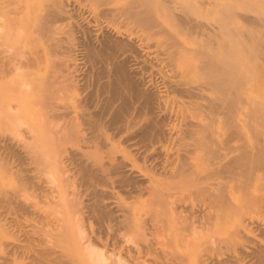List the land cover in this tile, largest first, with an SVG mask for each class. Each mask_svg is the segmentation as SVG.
Wrapping results in <instances>:
<instances>
[{
    "label": "rangeland",
    "instance_id": "1",
    "mask_svg": "<svg viewBox=\"0 0 264 264\" xmlns=\"http://www.w3.org/2000/svg\"><path fill=\"white\" fill-rule=\"evenodd\" d=\"M3 1H5V0H2V1L0 0V7H1L0 12H2L4 14V18H5L4 21L6 20V23H7L8 22V19L6 17L7 12H5L7 8L5 9V7H2V5L4 4ZM29 1H31V0H29ZM29 1H27V3H24V4H26V5H24L26 12L28 11L27 16H26V21H25L26 28L30 27L29 29H31L32 27H34L38 23H40V20L42 21L43 19L49 20V21L52 20L51 24H53L52 22L57 23V25L54 23L56 25L55 31L58 30L57 32L59 34V35H57V33L55 31H53V36H54L53 40L54 41L52 42V44L54 42H57V43H54L53 45L51 44V46H53V48L52 47L50 48V46H48V45H45V46L41 45V47L43 46L42 48H45L42 51L41 47L38 46V48H40L41 51L39 52V54H37V56L40 57L41 59L38 58L39 62H38V66L36 67L37 71L35 70L36 75H37L36 76L37 79L35 80V82L36 81H38L39 83L42 82V80H43L42 78L45 76L47 77V73H48V75H49V73L50 74L55 73L56 75L58 73H60L59 69L58 70L55 69V71L52 72L53 71L52 69L55 68V67L54 68H52V67L55 66V63L58 62L60 60V58H63L64 64L62 65V67L64 69L66 67L67 68H66V71L63 69V71H61V72L65 71V74L67 76L66 80H67V82L69 81L68 83L74 84L76 82L75 85L72 84V87L75 86L74 88H77L78 85H81L80 87L77 88V90L76 89L75 90L78 93H80L78 95L82 96V98H84V100H81V102L79 103L78 101H76L74 99V97L72 95H67V94H69V92H68V90L65 91V89L67 88L65 85V84H67V82L65 80L64 83H62L63 85L61 86V87H64V89L62 88L63 90L57 92L56 96H54L53 100H51L52 103L50 102L51 105L47 106V108H46V105L43 106V104L40 103L41 101L39 99H36V98H38L37 96L36 97L33 96L34 100L31 97L30 99H32V100H30V99H26L28 96L26 97L18 91H16V94H15V92H14L15 90L13 87V81L15 83L20 78L19 74H16V73L14 75H13V73L9 74L8 77L11 75L9 77L10 80L7 77V79H8V80L6 79L7 81L3 80L5 82H3V81H2L3 83L1 82L2 87H1L0 91H1L2 95L3 96H5V95L9 96V94H11V95L14 94L15 97L18 96V98H16V100H19V101L14 100L15 97H13L14 96L13 95L12 97L14 99L11 96L10 97H3L2 101L5 98H7L3 101V103H6L9 100H12V103L13 102L14 103L15 102L20 103L22 101V104H21L22 107L21 108L19 107V112H20V115H22V116H20L19 112H17L18 117H15L13 119V121H11L9 123H7V122H5V123L1 122L0 123V196L3 193V195L1 196V197H3L5 195L4 192L5 193L8 192L9 194L11 193L12 196H14L13 199L10 200V204L8 201H5L6 203L5 202L0 203V247H1L0 248V264H45V263L46 264H73V263L74 264H81V263L82 264H93L92 262L96 258L99 259V260L97 259L98 260L97 264H169V263L170 264H181V263L182 264H196L197 261L200 264L201 263L203 264V261L206 262V261H208L209 258H210L209 260L211 262H213V260H215L216 264H221V263L223 264V260H228V261H230V263L229 262H227V263L231 264L232 263L231 258H232V261H237V259L235 260V257H237V256L239 257V260L243 259L242 261H237L240 263L244 262L245 264L246 263H248V264H264V260H262L260 257H259L260 260H258L259 259L258 254H257L258 252H256V254H255L256 257H254V255L252 257V255L247 256L245 254V252L249 251V250H250V252H251V250H254V249H256V251L259 249L264 250V204L263 203L259 202L260 205L258 203H257V205L256 204H248V203L246 205V203L242 202V201L240 203V199L237 198L238 199V201H237L236 197H235L237 192L235 191V193H236L235 194L234 191H232V193H231L232 195L229 193L232 197L231 198L232 199V207L230 205L229 209H230V207L233 209H231L230 211L228 209V212H229V214H230V212H231V214L232 213L233 214L232 215L230 214L229 215L230 217H228L226 215H225V217H223L224 215H222V217H217V216H219L217 214H216L217 216L214 214V216L216 218L210 217L208 215L209 214V212H208L209 207L208 206H209V204H211L212 200L211 199L209 200V197L206 198L207 195H205L204 193L197 192V185L195 187H192L195 184L194 185L192 184L191 186H189V185L188 186H186V185L180 186V187H177V189L181 190L184 187L181 190V192H180V190L176 191V189H174V191H176V192H174L173 189L170 191L171 187L169 190L166 188L167 184H163L166 182L169 184V182H170V180H168V178L166 179V177L170 174V172H167V168H169V163H170V160L172 159L171 156H174V154H175L174 152H177L178 148L181 147L179 145L181 143H178L181 139L180 140L176 139L175 141L168 142V149H167V147H165L166 149L165 148L161 149L160 150L161 152L158 151L156 154V151L152 149L151 143H149V139L147 137L145 138V137L141 136V134L138 133V128H139L138 123L140 122L138 117H136L137 119H134L135 122L133 121L131 124L130 122H128L126 120L127 115L124 112V116L119 120V121H122L124 123L112 120V114H113L112 109H115L116 107H118L115 103L120 105L121 104L120 102L123 101V94L125 93V88L122 90L124 92H121L119 95L115 96V98L112 99L113 101L112 100L110 101V104L108 103L109 100L107 101V99H109L108 97L110 94L109 89H111V87H109L108 85L110 84V86H111L113 74H111L112 70H109V71H111V73L109 71H107L108 69H110V66H111L110 64L112 63L111 58L109 59V57H108V59H107V55L109 54L108 52H110L111 50L109 49V51H106L107 50L106 49L104 51L103 47L102 48H99V47H101V44H102V46H104L103 39L105 38L106 34H108V35H106L107 38H108V36L113 37V38L116 36V33L114 30L116 29L118 22H119V24L121 22L120 26H123L125 28L124 31H126L127 29H131V27L137 29L138 26H136V24L133 23L127 17H124L125 19H123L122 16L120 17L119 14H118L119 16H116L115 18H114V14H113V17L112 16L110 17V15H112V14H109L110 18L108 20H111V21L114 20L113 22H115V23H116L115 20H116V18L118 19V17H120V19L124 20V21L123 20L117 21V24L114 23L115 25H113V22L111 24L110 21H109L110 22V24H109L108 20H102V19H100V17L101 18L104 17L103 19H107L106 16L104 15V13H105L104 11L105 10L107 11V9L110 7H106V6H112L114 8V7H117V4H118V6L120 5L119 7H121V5L123 3L120 1H124V0H118L119 3L114 2L115 4H113V0H110V1H112V3L110 1H108V2H110L111 5H110V3L106 4L105 2L104 3L106 5L105 4H103V5L97 4L96 5L97 2L102 4V2H100V0H97V2L96 1L94 2L92 0H60V2H59L58 0H55L57 2V4L60 6H57V5L54 6L53 4H56V3H54V0L53 1L51 0V2L53 4L51 2L49 3L50 0L49 1L37 0L39 2V4H38V2L35 4L36 0H34V1L32 0L34 3L33 2L29 3ZM114 1H116V0H114ZM243 1H245V0H243ZM58 2L59 3L62 2L61 4H63V2L64 3L66 2V3H65V5L61 6V4H59ZM48 3H49V6H48ZM32 4H34V5H32ZM37 4H38V6H36ZM45 4L48 8L44 7ZM241 4H238V6H236V10L239 9L237 11L238 13L240 12L241 15H243V14L244 15H251V14L254 15L255 14V12L251 13L252 11L248 10L249 8H246L245 6L244 7L247 10L245 8L242 9L243 4L242 5ZM51 5H53V6L51 7ZM67 5H68V7H67ZM98 5H100V6H98ZM28 6L30 7V9L28 8ZM32 6H34L33 9H32ZM64 6L66 7L65 8L66 12L63 10ZM53 7H55V8H53ZM58 7H60V10ZM112 7L110 8L111 10L109 9L111 12L114 13V12H116V10H118V8L113 9ZM51 8H53V10H55L56 12L53 11L55 13H53V12L50 13V11L52 10ZM31 9H32V12H30ZM56 9H58V13H57ZM44 10H45V12H44ZM112 10H114V11H112ZM33 11H34V13H33ZM41 11H43L42 14L45 13V14H43L44 16L40 13ZM59 11H61V13H60L61 15L59 14ZM62 11L64 14L66 13V16L64 14H62ZM67 11H70V12L67 13ZM93 11H94V13H93ZM29 12L33 13L31 15L32 17L30 16ZM56 14H59L60 16L56 15ZM67 14H69V16L73 15L70 18L74 17V19L72 18L73 20H75L74 23H73L72 19H70V18L67 19L69 17ZM38 15L39 16L41 15L42 17L41 16L39 17ZM49 15H50V17H49ZM98 15L100 17H98ZM209 15H210V12L209 13L206 12V14L203 12L202 17H200V18H201V20H204V19L208 20L212 17L210 19V20H212L214 17L213 16L214 13L212 14V16L210 15L211 17ZM37 17H39L40 19H37ZM54 17H57V18L54 19ZM204 17H207V19ZM80 18H82L85 21L79 20V22H78L77 19H80ZM86 18L89 20H87ZM202 18H204V19H202ZM57 19L63 20V23L61 21L62 25H60L61 23H60V21H57ZM99 19L101 20L100 23L98 21L99 25L101 23L103 25V23L107 22L103 26L106 25V27H108V26H110V27H108L107 30H106V27H105V29H104V27L103 28L100 27L97 23V20H99ZM127 19L130 20L133 24H135L134 25L135 27L132 26L133 24L130 21H128ZM68 20H70V22ZM125 20H127L128 22L131 23L130 27H129L130 23L126 22ZM31 21H33V22L31 23ZM49 21H48V23H49ZM76 21L78 23H81V21H82V24L80 25L82 27L81 29L83 30L82 32H81L80 26L77 23L75 24ZM86 21H88V22L93 21V23L89 24L88 22L86 23ZM102 21H105V22H102ZM58 22H59V25L61 27L58 25ZM65 22H67V23H65ZM125 22L128 24V27L126 24H125L126 27H125V25H123V23H125ZM69 23H71V24L69 26H67V24H69ZM83 23H84V26H86L85 28L83 26ZM72 24H75L77 29H76V27L75 28L72 27V26H74ZM93 24L94 25L96 24L95 26H97V27H95V28H97L98 30L94 29ZM90 25L93 26L92 28L94 31L91 30L92 28H90L91 27ZM112 25L115 27H113ZM56 27H60V29L56 28ZM123 27H117V28L122 29ZM73 28H74V31H73ZM86 28H87V30H86ZM101 28L103 29L104 33L102 32ZM110 28L113 29L114 32L111 31ZM68 29H70V30H68ZM75 29H76V31H78L77 34H76ZM108 29H110V30L108 31ZM67 30L72 31L73 34L75 33L74 39H77L76 37H78L79 41L73 40L71 42V40L73 39V34H71L70 32H66ZM59 31H60V33H59ZM63 31H65V32H63ZM95 31L96 32L99 31L98 34H96ZM100 32H101V34H99ZM82 33H84V35ZM86 33H88V34H86ZM92 33H94V34H92ZM102 34H105V35H102ZM262 34L264 37V28L262 29ZM94 35H96V36H94ZM97 35H99V36H97ZM85 36H87V38L89 37L90 40H89V38H88V40L84 39ZM91 36L94 37L93 41H92ZM57 37L61 38V39H58ZM95 37L96 38L98 37V39H97L98 41L95 40L96 39ZM119 37H122V36H119ZM66 38L70 39V41H68V39H66ZM153 38H155V37H153ZM27 39L29 41V48H28L29 53H30V51L32 53H35L37 51L36 48L31 46L32 43L29 40L30 38H27ZM62 39H64V41ZM80 39H82V41ZM152 39L146 40L145 44L148 43L146 45H149L150 48L153 47L152 49L155 50L156 45H157V41L156 40L154 41V39L152 41ZM94 40L96 42H100V43H96ZM157 40L159 41L160 39L157 38ZM77 41L79 44H77ZM151 41L153 43L155 42V44H153ZM58 43H60V44H58ZM68 43H71V44H68ZM81 43L83 44L84 47L82 46ZM93 43H94V46H92ZM56 44H57V46H56ZM75 44L78 45L76 47L77 48L79 47L78 48L79 50L75 46H73ZM151 44H152V47L150 46ZM80 45H81L82 49H85V52L81 49ZM144 45H142V46L139 45L140 46V52H142L141 50H143V49L145 50V48H143V47H146V46H144ZM153 45H155V46H153ZM33 46H35V45H33ZM46 46H48L49 49ZM34 48L36 51L34 50ZM61 48L62 49L65 48L67 51L62 50ZM72 48H76V49L74 50ZM148 48L146 47V49H148ZM150 48L148 49V51L151 50L149 52L148 51L146 52L143 50L146 54L147 53L149 54V56H148V55H145V53L143 52L142 56L143 57L148 56L147 60H145L146 57L140 58L141 56L140 57L137 56L136 57L137 60H136L134 55H130L129 58L131 60H129V58H128V60L127 59L124 60L120 56H117V57H119V60L123 59L125 61V64L126 63L128 64L126 66H129V68H130L131 64L134 65V63H135L134 66H136V64H137V66H139L138 68H141L143 66L141 69L135 68L134 66H132L133 69L131 68V70L136 69L135 71L137 74L134 73L135 71L132 72V73H134L135 76H137L139 74L141 76V73L139 71L142 72L143 77L142 76L141 77H142L143 81L141 80V77H140L141 81L140 80L138 81L139 76H137L136 78L133 74H132V76L139 82L140 86L142 85L141 86L142 88L145 89V87H146L147 90H149L151 88L150 91H153L152 88H154V90H156V88H157V90H158L159 86H162V84H161L162 81L160 80L159 75L155 71V69L160 68V65L159 64L154 65L155 63H158V62H155L156 61L155 58L153 59L155 52H153V50ZM51 49L56 50V51L54 50L55 54H53L54 52ZM69 49L73 53H71ZM80 49L82 52H80ZM48 50L51 51L50 54H49ZM102 50H103V52H102ZM89 51H91V52H89ZM56 52H60L61 54L58 53V55H56L57 54ZM68 52L70 53L69 55L72 56V58H70V59H68V57H71V56H68ZM74 52L75 53L78 52L76 54L77 55L75 58L76 60L73 58V56L75 55ZM92 52H93V54H92ZM99 52L101 55L99 54ZM106 52H107V54H106ZM82 53H83V55H82ZM130 53L134 54L133 52H130ZM63 54H65V56H68V57L67 58L64 57ZM104 54L106 55V57ZM60 55H62L63 57ZM87 55H88V57H87ZM97 55H100V56H97ZM103 55L105 58L103 57ZM132 56H133V58H132ZM58 57H59V59H58ZM49 58L51 59V63H50ZM56 58H57V61H56ZM65 58L69 61H67ZM87 58L89 60L91 58V60L89 61ZM92 58H94V59H92ZM99 58L103 61H101ZM138 58L142 59V60H139ZM53 59L56 62L52 64ZM72 59H73V61H71ZM150 59L153 60L152 66L154 69L152 68V66L149 67V65H148L149 63L151 64ZM99 60L101 63L100 62H98V63H100L101 66H99V64L96 65L97 64L96 62ZM106 60H107V62H106ZM148 60H150V62H148ZM65 61L67 62V65L65 64ZM129 61H131V62H129ZM140 61H142V63H145V65H143ZM145 61H147L148 63ZM258 61H259L258 62L259 64L257 63V69H258L257 79L258 80L260 79V81L257 80L258 81L257 83H259L260 86H258L257 89H255V91L257 93H260V90H261V92L264 90V80H262V77L264 78V73L261 72L264 69V67H262L263 66L262 64H264V60L262 58H258ZM72 62H73V64H72ZM74 63H76V64H74ZM103 64H105V67ZM70 65H71V67H69ZM72 66H74V67L76 66V67L74 68ZM98 66L100 67V69ZM147 66H148V68H147ZM106 67H108V69ZM68 68H70L71 72L67 71ZM95 68H97L99 70V72L97 71V69L95 70ZM149 68H151V70ZM73 69H74V72H73ZM49 70H50V72H49ZM101 70L103 73L101 72ZM90 71H92V73ZM93 71H95V72H93ZM259 72H260V74H259ZM69 73H71V74H69ZM99 73L101 74V76ZM108 73H110V74H108ZM75 74H77V75H75ZM106 74H108V75H106ZM109 75H110V77H109ZM12 76H13V78H12ZM71 77H74V78L72 79ZM88 77H89V79H88ZM103 77H104V79H103ZM105 78H108L111 81L109 82V80L105 79ZM144 78H146V79L144 80ZM98 80H100V82ZM102 80L104 81V82H102L104 84H102V85L100 84L101 87H99V83H101ZM70 81H72V82H70ZM145 81H147L146 84L142 83ZM7 82H8V84H7ZM38 82H36V84H39ZM96 82H98V83L95 84ZM4 83L7 85H4ZM159 83L161 85H159ZM89 84H91V85L89 86ZM143 84L145 85V87ZM39 85L42 87L43 82ZM102 86H103V88H102ZM10 87H12V88H10ZM98 87L101 90L98 89ZM105 87H106V89H105ZM2 88H3L4 92H2L3 91ZM160 88H159V90H160ZM8 89H9V91H8ZM97 89L100 91V93H101V91H103V93H105L109 90L108 91V93H109L108 97H107V93L105 95H102L103 93L100 94ZM104 89H105V92H104ZM10 91H12L13 93H11ZM64 92H65V95H67L68 97L63 95ZM81 93H82V95H81ZM59 94L60 95L62 94L63 96L66 97L65 101H66L67 106H65V105L63 106V104H65V101H64V98L61 101V98L63 96L61 95L62 96L61 97ZM93 94L95 95L93 97L95 98L96 101L91 96ZM119 96H120V98H119ZM21 97H23L25 99L22 98L20 100L19 98H21ZM58 97L59 98L61 97V98L58 100ZM90 97L92 99H90ZM105 97H106V99H105ZM67 98H69V99H67ZM29 100H30V102L28 103ZM91 100L93 101L92 102L93 104H91ZM105 100L107 101V103H104ZM55 101L56 102L60 101L61 103L60 102H59L60 104L58 102L55 103ZM85 101H87V102H85ZM99 101H100V103H99ZM53 102L56 105H54ZM111 102H114L115 106L113 104H111ZM128 102H129L128 103L129 106L130 105L132 106L131 103H133V102L131 101V99H129ZM26 103H28V104H26ZM103 103L105 106L103 105ZM29 104H31V105L29 106ZM35 104H37V105H35ZM38 104H41V105H38ZM107 104H109V105H107ZM68 105H70V106H68ZM51 106L54 107L55 109H57L56 107L59 108L58 110L55 111L56 114L54 112L55 109H52ZM71 106L74 107V110H73V107H71ZM40 107H43V109H41ZM48 107L52 110V112H50L51 110H49ZM66 107H68V110ZM84 107H87V109H90L92 107V112H91V110H88L86 112L90 111L89 114L92 113V116L93 117L95 116V119L98 120L97 121L98 124L100 122V125L98 126V128L101 127V125H103V127L105 128V130L103 127L99 128V130H96V132L100 131L101 129L103 130V131L101 130V132H104V131L109 130V128H110L112 130H109L108 132L111 135L108 132H106V134H104L105 133L104 132V133H102V135L104 134V136L108 137L109 139L113 138V140H109L108 138H104V137H103V139H101L102 135L99 134L100 132H97L96 134H94V132L91 133L90 132L91 130L89 128H87L86 125L84 126L82 124H81L82 126L79 124V126L76 127L77 129L76 128H68V129H71L73 131H70L66 128L63 129V131L66 130L67 133L65 131L64 132L62 131L60 133L57 130H55L56 129L55 127H57V128L61 127V126H58V124L56 122L62 123L63 119H65V120H66V118L70 119V117H71L70 115L75 114L74 116H72V118H74L75 116L80 114L81 111L85 112ZM25 108L29 112H27V110ZM38 108H40V111L37 114L38 110H36V109H38ZM44 108H45V111L47 109V113L45 111H43ZM102 108H103V110H102ZM61 109H62V112H61ZM64 109L66 111L65 112L66 114L63 111ZM80 109H81V111H80ZM97 109L98 110L100 109L102 111H100V110L98 111ZM106 110H107L108 114H106L107 113ZM95 111H97V112H95ZM70 112H72V114ZM109 112H112V113L109 115ZM60 113H62V115H60ZM93 113H94V115H93ZM50 114H52V115L50 116ZM54 114H55V118H53ZM67 115H68V117H67ZM99 115H101V116L103 115L102 116L103 118H100L101 116L99 118H97V116H99ZM46 116H48V117H46ZM107 116H110V117H107ZM43 117H45V118H43ZM104 118H105V120H104ZM107 118H108V120H107ZM38 119H40L42 122L40 123V120H38ZM48 119H51V120H48ZM101 119H102V121H104L105 124H103V122H101ZM47 120H48V122H47ZM33 122L35 125L33 124ZM118 122H119V124H118ZM47 123H49V124H47ZM245 123H243V121H241L239 126L243 127V128H241V130L244 129L245 136L248 138V135H249V133H251V130L249 129L248 126H245V125H247ZM41 124H43V125H41ZM40 125H41V127H40ZM135 125L137 127L136 130H135V128H133ZM45 126H47V128H45ZM48 126L50 129L48 128ZM38 127L42 128V129H40ZM107 127H109V128H107ZM27 128H28V130H27ZM43 128H44V130H43ZM82 128L84 130L85 129L86 130L83 131ZM129 128H130V130H129ZM47 129H48V132H47ZM38 130L40 131V134H39ZM50 130H52V131H50ZM114 130L115 131L120 130V131L115 132ZM4 131H6V132H4ZM53 131H56L58 134H55L56 132L52 133ZM112 132L115 133V135L112 136V134H113ZM32 133H34V134H32ZM63 133L65 134V137H64ZM92 135L94 137H92ZM97 135H98V137H97ZM99 135H100V139L102 140L101 142H100V139L98 140ZM260 135H262V134H260ZM29 136L31 138L33 137L32 139L31 138L29 139L30 140L29 144L22 145V143L20 142L21 139H23L25 137H29ZM110 136H111V138H110ZM117 136H119V137L115 138ZM132 137H133V139H132ZM103 140H104V142H103ZM84 141H86V142H84ZM111 142L113 145H110ZM171 142L173 143L172 145H170ZM109 145H110V147H108ZM175 145H177L179 147H176ZM111 146L114 147L115 149L112 148ZM169 146H171V147H169ZM99 147H100V149H99ZM81 154L82 155L84 154V155L82 156ZM106 156H108V157H106ZM96 158L99 159V161ZM108 158H110V159H108ZM167 163H168V165H167ZM200 164H202V163H200ZM88 168H89V170H87ZM105 168H106V170H105ZM88 172L90 174H88ZM87 174L92 179H90ZM152 178H154L155 181H152L153 180ZM160 182H163V183H161L163 186L160 187L161 184L159 185V188L161 189L160 192L161 193H162V191L165 192L163 194L159 193V194H161V196L158 193H157L158 195L157 194L155 195L158 187H154V185L156 186ZM155 183H157V184H155ZM170 184H169V186H170ZM172 184H171V186H173ZM164 185H166L165 188L167 189V191H170V192H168V193H170L169 195H167L168 193L166 191H164L165 190L164 188L162 190V187H164ZM169 186H167V187L169 188ZM255 186L257 187L258 190L260 189L258 185H255ZM255 186H254V189H253V187H251L252 188L251 192L254 191L253 192L254 196L253 195L252 196L255 198H259L260 195L262 197H264L263 196L264 195L263 190L260 189V191H257ZM155 188H157V189H155ZM255 190H256V192H255ZM158 191H159V189H158ZM194 191L198 194H196ZM14 192H16V193H14ZM191 192H193V193H191ZM153 195H155L156 197ZM198 195H199V197H198ZM238 195H239V193L236 196H238ZM154 201H156V203ZM1 202H3V201H1ZM72 202H75L77 206L79 204L78 207L76 206L77 207L76 211H74L72 209L68 210V208H67L72 204ZM65 205H67V206H65ZM156 208H157V210H156ZM204 208L207 209L206 212H208V213L203 212L205 210ZM155 211H156V214L160 213L159 215H162L161 216L162 218L156 214L155 215L157 217H155V215H154ZM161 212H163L164 214ZM204 213H205V216H203ZM206 214L208 215V217H206L207 216ZM164 215L166 216V218L168 217L167 218L168 220H164V219H166ZM160 218L162 219V221L160 220ZM209 220H211V221H209ZM177 227H179V228H177ZM170 232H172V233H170ZM73 234H75V235L71 236ZM76 234H78L79 236H77ZM65 236H67V237H65ZM69 236L71 237V239L69 238ZM72 237L73 238L77 237V238H75L76 240L73 241ZM78 237H80L81 239ZM227 237H230V238H227ZM206 238H207V240H205ZM69 239L71 240L70 242H69ZM171 239L173 240V243H172L173 245L170 243ZM79 240H80V242H78ZM201 240H203V241H201ZM72 241L74 243L77 242V244H74ZM197 241H198V243H197ZM204 241H206V242H204ZM64 243H66V244H64ZM203 243H205V244L207 243V244L203 245ZM200 245L204 246V247L200 248L201 247ZM170 246H171V248H170ZM206 247L207 248L210 247V248L207 249ZM262 250H260V251H262ZM69 252H71V253H69ZM91 252L93 255L91 254ZM40 253H42V254L40 255ZM88 253H90V254H88ZM242 253L244 254V256L242 255ZM94 254H95V256H94ZM67 255H69V256H67ZM70 255H74V256H70ZM77 255H78V257H77ZM90 256H92V258H90ZM229 257H230V259H229ZM240 257H241V259H240ZM248 257H250V258L252 257V258L249 260ZM81 259L84 261H82ZM218 259H219V261H218ZM121 260H122V262H121ZM220 260H222V261H220ZM211 262H210V264H211ZM215 263H213V264H215Z\"/></svg>",
    "mask_w": 264,
    "mask_h": 264
},
{
    "label": "bare ground",
    "instance_id": "2",
    "mask_svg": "<svg viewBox=\"0 0 264 264\" xmlns=\"http://www.w3.org/2000/svg\"><path fill=\"white\" fill-rule=\"evenodd\" d=\"M27 1H29V0H5V1H3L4 4L2 3L3 4L2 7H5V9L7 8L5 12H7L6 17L8 19V22L6 23V20L4 21V19H5L4 14L2 12H0V90L2 87L1 86L2 83L5 82L3 80H6L9 74H12V73H13V75L15 73L19 74L20 78L18 80L16 79L17 81L15 83L12 80L13 81V87L15 90L14 91L15 94H16V91H18L22 95L29 97V98L27 97L26 99H30L31 97L33 99L34 97L37 96L38 98H36V99H39L41 101V102L40 101L39 102L41 104H43V106L46 105V108H47V106L51 105L50 102H51V100H53L54 96H56L57 92L64 89V87H61V86L63 85L62 83H64V81L66 80V77H67L65 74L67 67L65 69L62 67V65L64 64L63 58H60V60L58 62H56L57 58H56V61H54V59H53L52 64L55 62L56 63H55V66L52 65L53 66L52 68H54V67L55 68L52 69L53 71L52 70L51 71L54 72L55 69L56 70L59 69L60 73H58L57 75L55 73H51V74L49 73V75H48V73H47V77L45 76L42 78L43 80L41 79L43 82L42 87L39 85L42 82L39 83L38 81H36L39 83V84H36V82H35V80L37 79L36 78V76H37L36 75V71H37L36 67L38 66V62H39L38 58H40L37 56V54H39V52L41 50L43 51L45 49V48H42L45 45H48V46H50V48L51 47L53 48V46H51L52 42L54 41L53 40V38H54L53 31H55V26L57 25V23L52 22L53 24L54 23L56 24V25L55 24L53 25V24H51L52 20L49 21V20L43 19L44 21L40 20V23H38V24L36 23L37 25L32 27L31 29H29L30 27L26 28L25 21H26V16H27L28 11L26 12V9L24 6L26 4H24V3H27ZM33 1L31 0V1H29V3L33 2ZM45 1H49V0H45ZM58 1L60 2V0H58ZM92 1L97 2V0H92ZM108 1H110V0H100V2H102V4L97 2L96 5L97 4L103 5L105 3L109 4L110 2L112 3V1H110V2H108ZM37 2L38 1L36 0L35 4ZM50 2H51V0L49 1V3ZM114 2L119 3L118 0H116V1L113 0V4H115ZM120 2L123 3L121 5V7H119L120 5L118 6V4H117V7H114V8L112 6H106V7H110V8L112 7L113 9L118 8V10H116V12H114V13L110 11L111 10L110 8H108L107 11L105 10L104 15L106 16L107 19H103L104 17L101 18L99 15H98V17H100V19H102V20H108L111 16L113 17V14H114V18L116 16L120 15V17L122 16L123 19H125L124 17L129 18L133 23L136 24V26H138V28L136 29V28L131 27V29H127L128 31L127 30L124 31L125 28L123 26H120L121 22H120V24L118 22L119 25L117 24V21L123 20V19H120V17H118V19L116 18V20H115L116 23L113 22L114 20L113 21L108 20V22L110 21L111 24L113 22V25L117 24V27H123V28L120 29V28L116 27V29L114 30L116 33V36L114 38L109 37V36L107 38L106 35H108V34H106V35L102 34V35H105V38L103 37L104 38L103 39L104 46H102V44H101V47H99V48L103 47L104 51L106 49H107L106 51H109V49L111 50L110 52H108L109 54L107 55V59H108V57H109V59L111 58L112 63L110 64L111 65L110 69H108V67H106V68L108 69L107 71L112 70V73H111V71H109V72L111 74H113V77H112V81L109 80L110 75H109V77L107 76L109 79L105 78V79H108L109 82L111 81V86H110V84L108 85L109 87H111V89H109L110 94L108 93V91H109L108 89H107L108 91L106 90L107 92H105L106 87L104 89L105 93H103V91H101V93H100V91L98 90V89H100L99 87H101L100 84L101 85L104 84V83H102V82H104L103 80L101 81V83H99V87L97 90L99 91L100 94L103 93L102 95H105L107 93V97L109 94V97H108L109 99H107V101L109 100L108 103L110 104V101L113 98H115V96L119 95L121 92H124L122 90L125 88V93L123 94V101L120 102L121 103L120 105L115 103L118 107H116L115 109H112V111H113L112 120L113 121H119L124 116V112L127 115L126 120L128 122H130L131 124L133 121L135 122L134 119H137L136 117H138L140 120V122L138 123L139 126L137 125L139 127L138 133H140L141 136H143L145 138L147 137L149 139V143H151L152 149L156 151V154L158 151L161 152L160 150L164 149L165 147H167V149H168V142L175 141L176 139L177 140L181 139L179 142L177 141L178 143H181V144H179L181 147L178 148L177 152H174L176 155L174 154V156H171L172 159L170 160V163L168 162L169 168H167V172H170V174L166 177V179L168 178V180H170L169 184L173 183L172 184L173 186H171V184L169 186V184L167 182L166 183L160 182L159 184L155 183L157 185L156 186L154 185V187H158V189H159V191H158V189L155 188V189H157V192L155 193V195L157 193L158 194L161 193L160 192L161 189L159 188V185L161 183L167 184V186H169V188L166 185H164V187H162V190L164 188L165 189L164 191H166L167 193L170 192L172 189H173V191H174V189H176V191H179L180 189H177V187H180V186H185V185L191 186L192 184L193 185L195 184L192 187H195L197 185V192L204 193L205 195H207L206 198L209 197V200L210 199L212 200V202L210 201L211 204H209V206H208L209 208L208 207L207 208L209 209L208 215L210 217H213V218H216L214 216V214L219 215V216L216 215L217 217H222V215H224L223 217H225V215L230 217L229 215L231 214V212L229 214L228 209H229L230 205L232 207V199H231L232 198L231 197L232 191H234V193L236 191L237 194L239 193V195H238L239 197L236 196L237 195L236 193H235L236 194L235 197H236L237 201H238L237 198L240 199V203L242 201V202H245L246 205H247V203L257 205V203L259 204V202L264 204V197H262L260 195V197L258 196L259 198H255V197H253L254 191L251 192V190H252L251 187H253V189H254L255 185H258L259 188L262 189L264 192V138H263L264 137V90L262 89L263 90L262 92L260 90V93H257L255 91V89H257V87L260 86V84L257 83L258 81H260V79L259 80L257 79V74H258L257 63L259 62L258 58H262L264 60V37L262 34V29L264 28V0H247V1L246 0L245 1H243V0L242 1L241 0H124V1H120ZM49 3H48V6H49ZM54 3H56V4L52 3L54 6L55 5L60 6L57 4V2L55 0H54ZM61 3H59V4H61ZM65 3L63 2V4H61V6L65 5ZM111 3H110V5H111ZM38 4H39V2H38ZM38 4L36 6H38ZM238 4L242 5V9L245 7L249 8L248 10H251L252 11L251 13L255 12V14L254 15L253 14L241 15L240 12L239 13L237 12L239 9L236 10V6H238ZM32 5H34V4H32ZM53 5H51V7ZM100 5H98V6H100ZM33 7L34 6H32V9H33ZM44 7L45 8L47 7L46 4ZM67 7H68V5H67ZM28 8L30 9L29 6H28ZM53 8H55V7H53ZM53 8H51L52 10L50 11V13L55 11V10H53ZM58 8L60 10V7H58ZM63 8H64L63 10L65 11L66 7L64 6ZM32 9L30 12H32ZM45 10H44V12H45ZM56 10L58 13V9H56ZM94 11H93V13H94ZM112 11H114V10H112ZM42 12L43 11H41L40 13L42 14ZM55 12H53V13H55ZM68 12H70V11H67V13ZM203 12L205 14H206V12H208V13L210 12L211 16L214 13L213 19L210 20L212 17L209 15L211 17L210 19L205 20L204 18L207 19V17H204V18H202L204 20H201L200 17H202ZM33 13H34V11H33ZM33 13H30V16ZM60 13H61V11H59V14ZM43 14H45V13H43ZM59 14H56V15H59ZM62 14H64L63 11H62ZM69 14H67V15L69 16ZM109 14H112V15H110V17H109ZM64 15L66 16V13ZM71 16H73V15H71ZM71 16H69L67 19H69ZM39 17H37V19H40ZM49 17H50V15H49ZM56 18L57 17H54V19H56ZM72 18L74 19V17H72ZM72 18H70V19H72ZM58 19H57V21H60V23L62 21V23H63V20H58ZM100 19L97 20V23H98V21L100 23V21H101ZM79 20H83V19L82 18L77 19L78 22H79ZM87 20H89V19H87ZM127 20H125V21L126 22L130 21V20H128V21ZM48 21H49V23H48ZM68 21L70 22V20H68ZM74 21L75 20H73V23H74ZM77 21L75 22V24L77 23L80 26L82 24V21H81V23H78ZM83 21H85V20H83ZM32 22L33 21H31V23ZM67 22H65V23H67ZM87 22L88 21H86V23ZM102 22H105V21H102ZM110 22H109V24H110ZM126 22L123 23V25L126 24L128 27V24ZM130 22H128V23H130ZM62 23L60 25H62ZM88 23L92 24L93 21L88 22ZM99 23H98V25H99ZM106 23H103V25ZM131 23H130L129 27L131 26ZM70 24L71 23L67 24V26H69ZM75 24H72V25H74L72 27L75 28L76 27ZM135 24H133L132 26H134ZM58 25H59V22H58ZM95 25L93 24L94 29L98 30L97 28H95V27H97ZM103 25L101 23L99 26L102 28L104 27V29H105L106 25L105 26H103ZM126 25H125V27H126ZM83 26H84V23H83ZM93 26H91L90 28H92ZM60 27H56V28L60 29ZM85 27L86 26H84V28ZM108 27H110V26H108ZM108 27H106V30ZM113 27H115V26H113ZM74 28H73V31H74ZM81 28L82 27L80 26V29ZM70 29H68V30H70ZM76 29H77V27H76ZM76 29H75V31H76ZM110 29H108V31ZM68 30L66 32H70L71 34H73L72 31H68ZM86 30H87V28H86ZM91 30H93V28ZM57 31H55V32L57 33V35H59ZM82 31L83 30L81 29V32ZM111 31H113V29H111ZM63 32H65V31H63ZM77 32L78 31H76V34H77ZM98 32L95 31L96 34H98ZM102 32L104 33L103 29H102ZM59 33H60V31H59ZM74 34H73V39L71 40V42L73 40L79 41L78 37H76L77 39H74V36H75ZM82 34L84 35V33H82ZM86 34H88V33H86ZM92 34H94V33H92ZM99 34H101V32ZM94 36H96V35H94ZM97 36H99V35H97ZM119 36H122V37H119ZM91 37H92V41H93L94 37L93 36H91ZM153 37H155V38H153ZM27 38H30L29 40L32 43L31 46L36 48L37 51L34 48V50L36 51L35 52L36 54L32 53L31 51L29 53V49H28L29 48V41ZM88 38H87V36H85L84 39L88 40ZM152 38L154 39V41L155 40L157 41V45H156L155 50L152 49L153 48L152 44L150 45L152 48H150L149 45H146L148 43L145 44L146 40H149ZM157 38L160 40L158 41ZM58 39H61V38H58ZM66 39H68V38H66ZM82 39H80V40L82 41ZM97 39H98V37L95 40H97ZM153 39H152V41H153ZM62 40L64 41V39H62ZM89 40H90V38H89ZM68 41H70V39H68ZM78 41H77V44H79ZM54 43H57V42H54ZM96 43H100V42H96ZM58 44H60V43H58ZM68 44H71V43H68ZM77 44H75L73 46L76 47V46H78ZM153 44H155V42ZM33 45H35V46H33ZM41 45H43V46L41 47ZM139 45H141V46L144 45L147 48L149 47L150 49L153 50V52H155L153 59L155 58L156 59L155 62H158V63L154 62L155 64L154 63L153 64L154 65H156V64L160 65V68L155 69V71L159 75L160 80L162 81L161 82L162 86H159V88L161 87L160 90L158 88L159 91L157 90V88H156V90H154V88H152L153 91H150L151 88L149 89L148 87L147 88L149 90H147L144 84L143 85H144L145 89L142 88L141 87L142 85L140 86L139 82H138L140 80V77L141 76L143 77L142 72L139 71L141 73V76H140V74L137 75V76H139V79L137 81L135 79L137 76L134 75V73H136V71H135L136 69L131 70V68L133 69L132 66H134L135 63H134V65L131 64L130 68H129V66H126V65H128L127 63L125 64L124 60L125 59L128 60L130 55H134L136 60H137V58H136L137 56H139V57L141 56L140 58L146 57L145 60H147V57L149 56V54L148 53L146 54L144 51L147 52L149 48L146 49V47H143V48H145V50L143 49L144 51L141 50L142 52H140V46ZM38 46L41 47V50H40V48H38ZM48 46H46V47H48ZM56 46H57V44H56ZM82 46H83V44H82ZM92 46H94V43ZM153 46H155V45H153ZM80 47H81V45H80ZM65 48L64 49L61 48V49L66 50ZM76 48H72V49L75 50ZM48 49H49V47H48ZM81 49H82V47H81ZM81 49H80V52H82ZM51 50H53V49H51ZM54 50H53V52H54ZM82 50L85 52V49H82ZM149 51H151V50H149ZM48 52L50 54L51 51L48 50ZM70 52H71V50H70ZM89 52H91V51H89ZM102 52H103V50H102ZM130 52H133L134 54H131ZM143 52L145 53V55H148V56L143 57L142 56ZM56 53H57L56 55H58V53H60V52H56ZM71 53H73V52H71ZM77 53H75V55H74L75 57L73 56L74 59L76 58ZM83 53H82V55H83ZM53 54H55V52ZM69 54L70 53L68 52V56H71ZM92 54H93V52H92ZM99 54H100V52H99ZM106 54H107V52H106ZM100 55H97V56H100ZM104 55H103V57H104ZM60 56H62V55H60ZM63 56L66 58L68 57V56H65V54H63ZM117 56H120L124 60L123 59L119 60V57H117ZM87 57H88V55H87ZM105 57H106V55H105ZM70 58H72V56L68 57V59H70ZM132 58H133V56H132ZM58 59H59V57H58ZM92 59H94V58H92ZM90 60H91V58H90ZM100 60L96 62L97 63L96 65L99 64V66H101ZM129 60H131V59L129 58ZM139 60H142V59H139ZM150 60H148V62H150ZM67 61H69V60H67ZM71 61H73V59ZM101 61H103V60H101ZM98 62H100V63H98ZM106 62H107V60H106ZM129 62H131V61H129ZM140 62L142 63V61H140ZM145 62H147V61H145ZM152 62H153V60H151V64L150 63L148 64L149 67L152 66ZM50 63H51V59H50ZM65 64L67 65L66 61H65ZM72 64H73V62H72ZM74 64H76V63H74ZM142 64L145 65V63H142ZM103 65L105 67V64H103ZM262 65H263L262 67H264V64H262ZM69 67H71V65ZM72 67H74V66H72ZM134 67L138 68L139 66H137V64H136V66H134ZM141 68H138V69H141ZM147 68H148V66H147ZM152 68H153V66H152ZM63 69L65 71L61 72V71H63ZM96 69L97 68H95V70ZM99 69H100V67H99ZM149 69L151 70V68H149ZM102 70H101V72H102ZM67 71L71 72L70 68H68ZM97 71L99 72L98 69H97ZM133 71H135V72L132 73ZM263 71H264V69L261 72L264 73ZM49 72H50V70H49ZM73 72H74V69H73ZM90 72L92 73V71H90ZM93 72H95V71H93ZM110 73H108V74H110ZM69 74H71V73H69ZM108 74H106V75H108ZM132 74L135 76V78L132 76ZM259 74H260V72H259ZM75 75H77V74H75ZM100 76H101V74H100ZM9 77H8V79H9ZM74 77H71V78L73 79ZM142 77H141V80L143 81ZM12 78H13V76H12ZM88 79H89V77H88ZM103 79H104V77H103ZM145 79L146 78H144V80ZM262 80H264L263 77H262ZM98 81L100 82V80H98ZM66 82H67V80H66ZM68 82H67V84H65L67 87V88L65 87L66 88L65 91L68 90V92H69V94H67V95H72L74 97V99L80 103L81 100H84V98H82V96H79L78 94H80V93H78L76 90L81 85H78L79 84L78 83L77 88H74L75 86L72 87L73 83H68ZM70 82H72V81H70ZM97 83L98 82H96L95 84H97ZM142 83L146 84L147 81L142 82ZM7 84H8V82H7ZM7 84L4 83V85H7ZM75 84H76V82L73 85H75ZM161 84L159 83V85H161ZM90 85L91 84H89V86ZM10 88H12V87H10ZM102 88H103V86H102ZM2 90H3V88H2ZM8 91H9V89H8ZM2 92H4V90ZM10 92L13 93L12 91H10ZM13 95L9 94V96H6V95L3 96L1 91H0V123L1 122L2 123H5V122L9 123V122L13 121V119L15 117H18L17 112H19V107L20 108L22 107V105H21L22 101L20 103L15 102L16 104L14 102L12 103V100H9L6 103H3V101L7 98H5L2 101L3 97H10V96L12 97ZM63 95H65V92L63 93ZM67 95H65V96L68 97ZM81 95H82V93H81ZM65 96H63L62 98L60 97L61 101L63 98H64V101L66 100ZM91 96L93 97L95 95L93 94ZM13 97H15V95ZM23 97H21L19 99L21 100ZM16 98H18V96L15 97V99L14 98L13 99L16 100ZM60 98L58 97V100ZM119 98H120V96H119ZM23 99H25V98H23ZM32 99H30V100H32ZM67 99H69V98H67ZM90 99H92V98L90 97ZM105 99H106V97H105ZM129 99H131V101L134 103V104L131 103L132 106L131 105L129 106V104H128ZM30 100L28 101V103L30 102ZM94 100H95V98H94ZM16 101H19V100H16ZM107 101L105 100V102L104 101L103 102L107 103ZM57 102L59 103L60 101H57ZM57 102L55 101V103H57ZM85 102H87V101H85ZM92 102L93 101L91 100V104H93ZM28 103H26V104H28ZM55 103H54V105H56ZM99 103H100V101H99ZM104 103H103V105H104ZM41 104H38V105H41ZM109 104H107V105H109ZM111 104L114 105V102H111ZM30 105L31 104H29V106ZM35 105H37V104H35ZM64 105L67 106L66 101H65V104H63V106ZM52 106H51V108L55 109ZM68 106H70V105H68ZM71 107H73V106H71ZM87 107H84L85 112L81 111V109H80L81 113L78 115L76 114L77 116H75L74 118H72V116L75 115L73 113L74 115H70L71 116L70 119H68V118H66V120L63 119L62 123L56 122L58 124V126H61V127L57 128L54 126L56 128L55 130H57L58 132L61 133L63 131V129H65V128L66 129L76 128L77 126H79V124L80 125L82 124L84 126L86 125V127L91 130V131L90 130L89 131L91 133L94 132V134H96L97 132H100L99 134L102 135V133L105 132L104 134H106V132H108L109 130H112L109 127H107V128H109V130H107V131L101 132V130H102L101 129L100 131L96 132V130H99V128H102L103 125H101V127L98 128V126L100 125V122L98 124V122H97L98 120L95 119V116L93 117L92 113L89 114L90 111L86 112L88 110H91V112H92L93 106L90 109H87ZM40 108L43 109V107H40ZM40 108L36 109V110H38V112L36 111L37 114L39 113ZM56 108L57 109H55L54 112L59 109L58 107H56ZM66 108L68 110V107H66ZM48 109L51 110L49 107H48ZM65 109L63 110L64 113L66 112ZM73 110H74V107H73ZM102 110H103V108H102ZM102 110H100V111H102ZM43 111H45V108ZM27 112H29V111L27 110ZM45 112L47 113V109ZM50 112H52V110ZM61 112H62V109H61ZM95 112H97V111H95ZM106 112H107V110H106ZM70 113L72 114V112H70ZM111 113L112 112H109V115ZM55 114H56V112H55ZM55 114H54L53 118H55ZM106 114H108V112ZM19 115H20V112H19ZM51 115L52 114H50V116ZM60 115H62V113H60ZM93 115H94V113H93ZM20 116H22V115H20ZM100 116L101 115L97 116V118H99ZM102 116L100 118H103ZM46 117H48V116H46ZM67 117H68V115H67ZM107 117H110V116H107ZM43 118H45V117H43ZM38 120H40V119H38ZM48 120H51V119H48ZM48 120H47V122H48ZM104 120H105V118H104ZM107 120H108V118H107ZM241 121H243V123L246 122L245 124H247V125H245V126H248L249 129L251 130V133H249L248 138L245 136L244 129H242L243 131L241 130V128H243V127L239 126ZM41 122L42 121L40 120V123ZM101 122H103V124H105L104 121H102V119H101ZM119 122H122V121H119ZM119 122H118V124H119ZM49 123H47V124H49ZM122 123H124V122H122ZM33 124H34V122H33ZM41 125H43V124H41ZM41 125H40V127H41ZM49 126H48V128H49ZM40 127H38V128H40ZM45 128H47V126H45ZM133 128H135V130H136V128H137L136 125ZM40 129H42V128H40ZM27 130H28V128H27ZM43 130H44V128H43ZM68 130L73 131L71 129H68ZM82 130L85 131L86 129L84 130L82 128ZM104 130H105V128H104ZM129 130H130V128H129ZM50 131H52V130H50ZM64 131L66 132V130H64ZM117 131H115V132H117ZM4 132H6V131H4ZM47 132H48V129H47ZM54 132H56V131H53L52 133H54ZM34 133H32V134H34ZM39 134H40V131H39ZM55 134H58V133L56 132ZM104 134L102 135L101 139H103V137L108 138V137L104 136ZM260 134H262V135H260ZM100 135H99L98 140L100 139ZM113 135H115V133H113L112 136ZM64 137H65V134H64ZM92 137H94V136L92 135ZM97 137H98V135H97ZM118 137L119 136H117L115 138H118ZM30 138H31L30 136L25 137V138L21 139L20 142L22 143V145H24V144L27 145L30 142V140H29ZM110 138H111V136H110ZM101 139H100V142L102 141ZM132 139H133V137H132ZM109 140H113V138H111ZM84 142H86V141H84ZM103 142H104V140H103ZM172 144L173 143L171 142L170 145H172ZM110 145H113L112 142ZM110 145L108 147H110ZM175 146L179 147L177 145H175ZM169 147H171V146H169ZM112 148H114V147H112ZM99 149H100V147H99ZM106 157H108V156H106ZM108 159H110V158H108ZM97 160L99 161V159H97ZM168 163H167V165H168ZM200 163H202V164H200ZM87 170H89V168ZM105 170H106V168H105ZM88 174H90V173L88 172ZM89 178H90V176H89ZM90 179H92V178H90ZM152 179H153L152 181H155L154 178H152ZM161 186H163V185L161 184L160 187ZM165 186L168 190L171 187L170 191H167ZM260 189L258 190L256 187L257 191H260ZM181 190H180V192H181ZM256 190H255V192H256ZM176 191H174V192H176ZM7 193L4 192L5 195L3 197H1L3 195V193H2V195L0 196L1 197L0 203H4L5 201H8L10 204V200H12L14 196H12L11 193L10 194L9 193L7 194ZM14 193H16V192H14ZM163 193H165V192L162 191L161 194H163ZM191 193H193V192H191ZM161 194H159V195L161 196ZM169 194L170 193H168L167 195H169ZM196 194H198V193H196ZM155 195H153V196H155ZM198 197H199V195H198ZM1 201H3V202H1ZM154 202L156 203V201H154ZM67 205H65V206H67ZM76 206H77L76 203L72 202V204L67 208H68V210L72 209V210L76 211L77 210L76 208L79 206V204L77 207ZM231 207H230L229 211L231 209H233ZM204 209H203L204 210L203 212L208 213V212H206L207 209L206 208H204ZM156 210H157V208H156ZM161 213H163V212H161ZM205 213H204V215L203 214L202 215L205 216ZM155 214H156V211H155L154 215ZM159 214L160 213H158L156 215L161 217L162 215H159ZM156 215H155V217H157ZM208 215L206 217H208ZM161 218H160V220L162 221ZM165 218H166V216H165ZM167 218L166 219L163 218V219L168 220ZM209 221H211V220H209ZM177 228H179V227H177ZM170 233H172V232H170ZM78 234H76V235L79 236ZM74 235L75 234H73L71 236H74ZM65 237H67V236H65ZM69 238L71 239L70 236H69ZM75 238H77V237H75ZM75 238H73V241L76 240ZM78 238H80V237H78ZM227 238H230V237H227ZM70 239H69V242L71 241ZM205 240H207V238ZM201 241H203V240H201ZM78 242H80V240ZM204 242H206V241H204ZM170 243L171 244L173 243L172 239H171ZM197 243H198V241H197ZM64 244H66V243H64ZM74 244H77V242H75ZM206 244L203 243V245H206ZM202 247H204V246H201L200 248H202ZM170 248H171V246H170ZM209 248H207V249H209ZM260 250H262V249H259L257 251H256V249H254V250H251V252L249 250V251H246L245 254L247 256L252 255V257L254 255V257H256L255 254H256V252H258L257 253L258 258L260 257L262 260H264V250H262V251H260ZM69 253H71V252H69ZM41 254L42 253H40V255ZM88 254H90V253H88ZM91 254H92V252H91ZM242 255L244 256L243 253H242ZM67 256H69V255H67ZM70 256H74V255H70ZM94 256H95V254H94ZM77 257H78V255H77ZM90 258H92V256H90ZM251 258L248 257L249 260ZM260 258L258 260H260ZM97 259L98 258L94 259L93 262L92 261L91 262L93 264H97L98 260H99V259L98 260ZM209 259H208L209 262L203 261V264L204 263L210 264L211 261ZM229 259H230V257H229ZM236 259H237V261L243 260V259H241V257H240L241 260H239L238 256L235 257V260ZM82 261H84V260H82ZM218 261H219V259H218ZM220 261H222V260H220ZM237 261H232V258H231V262H232L231 264H241L242 263V262L240 263ZM121 262H122V260H121ZM227 262L230 263V261H228V260H223V264L224 263L226 264ZM197 263L200 264L198 261H197ZM213 263H215V260H213V262H211V264H213ZM229 263H227V264H229ZM242 264H245V263L243 262ZM246 264H248V263H246Z\"/></svg>",
    "mask_w": 264,
    "mask_h": 264
}]
</instances>
